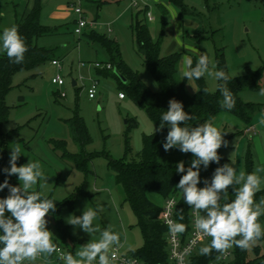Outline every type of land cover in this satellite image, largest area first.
Segmentation results:
<instances>
[{
  "label": "rangeland",
  "instance_id": "374dc122",
  "mask_svg": "<svg viewBox=\"0 0 264 264\" xmlns=\"http://www.w3.org/2000/svg\"><path fill=\"white\" fill-rule=\"evenodd\" d=\"M75 1L40 0L41 24L55 28L56 31L40 36L37 43L48 48L57 47L56 57L53 59L60 60L62 69L59 72L65 82L62 86L51 83V77L57 70L50 62L14 75L13 86L5 97L8 109L1 124V131L5 134L17 129L18 139L7 142L5 153L10 158L9 147L20 143L24 155H21L17 165L27 163L29 159L38 160L45 174L49 176V184L44 191L50 199L58 203L68 238H58L51 216H47L46 226L54 235L55 243L63 255L70 253L74 258H78L76 253L82 246L99 240V232L89 235L79 229L74 230L73 226L66 222L70 214L79 216L85 208H95L97 204L102 205L104 211L94 223L100 230L110 227L118 232L122 244V247L117 248L118 254L129 255L132 250L142 245L143 237L136 216L124 201L123 191L115 182L114 172L108 167V158L135 156L143 148L144 135L153 133L155 125L145 111L137 107L128 96L119 98L120 84L115 76L104 75L94 67L95 62H107L108 57L102 46L89 40L87 34L91 29H86L80 35L73 32L72 4ZM34 2L35 0H0V31L15 25V18L29 11ZM78 2L86 18L97 23L98 27L94 30L116 40L124 61L138 73L151 90L157 91L158 86L143 66L141 56L133 48L129 28L131 14L143 5L142 2L130 6V0H107L98 7L97 2L93 0ZM182 2L188 9L198 12L202 19L208 17L207 21L220 29L214 41L224 50L231 76L244 74L247 66L257 69L264 63V0ZM146 3L154 17V20L146 18L153 38H157L161 31L162 15L157 3L166 10L164 18L169 24L164 29L161 52L165 53L168 48L180 52L179 69L182 73L183 57L197 56L186 48V43L190 42L185 36L196 31L188 21L200 26L201 19L187 13L181 15L179 7L169 0H146ZM208 3L211 7L209 11ZM214 3L215 7L211 5ZM179 21L182 22L180 32ZM202 44L205 54L214 66L212 45L209 41H203ZM80 62L83 64L80 65ZM212 70L215 71L214 67ZM72 79L77 83L74 87L71 85ZM91 79L98 81L93 99H89L86 92ZM204 79L209 90L214 92L217 88L214 77L206 74ZM192 83L194 84V81ZM262 87L264 75L257 89H244L240 92L244 101L258 106L252 119L255 133L248 134L251 132L241 130V134L230 138L227 147L220 152V156L225 160L224 164L236 162L233 167L237 169V175L241 172L253 173L257 168L262 169L258 173L261 177V196L255 199L254 203L264 200V96L258 94ZM62 92L65 96L60 97ZM74 109L91 137V141L84 145L81 151L92 155L86 160L85 169L76 168L73 162L63 157L62 148L55 146L56 141H61L67 153L76 154L81 150L80 145L72 139L70 128L65 122ZM231 123L229 118L220 117L219 124L215 125L214 120L211 124L220 130L225 126L227 132L240 129ZM126 145L130 148V153L126 152ZM34 190H40L39 183ZM229 193H232V186H229ZM148 195L156 204L162 201L161 196L154 193ZM258 222L264 230V215L258 217ZM255 245L260 246L261 253L264 251V240H256L247 249L249 257L253 255L252 247ZM33 264H61V261L56 252L49 260L37 259ZM114 264H117L115 260Z\"/></svg>",
  "mask_w": 264,
  "mask_h": 264
},
{
  "label": "trees",
  "instance_id": "16d2710c",
  "mask_svg": "<svg viewBox=\"0 0 264 264\" xmlns=\"http://www.w3.org/2000/svg\"><path fill=\"white\" fill-rule=\"evenodd\" d=\"M103 1L107 0H93V2H97V7L100 6V3ZM169 1L179 7L181 15L187 13L199 16L200 18V14L184 6L182 0ZM142 4L143 5L138 7L135 13L131 14L129 28L133 48H135L136 52L141 56L143 66L158 86L157 91L151 90L140 79L138 73L124 61L119 43L116 40L96 32L94 30L96 28H89L91 30L87 35L90 41L98 43L105 49L108 57V61L102 63H108L110 65L109 68L105 66L96 68L101 70L100 72L104 75L112 74L115 76L120 84V93H122L124 97L128 96L137 107L144 110L148 118L155 125V131L153 133L144 135L143 148L139 153H136L135 156H131L130 158L124 157L122 159L108 158V167L114 172L115 182L120 185L123 191L124 201L128 203L136 216L137 225L143 237L142 245L132 250L129 255L146 264H173L168 259L166 227L160 221L159 213L164 199L173 196L176 199L174 217L177 222L185 225V232L183 235L185 236L188 234L191 209L190 206L184 203L182 194L176 189V185L183 173L178 174L175 171V167L177 163L183 161L187 168L193 157L191 153H182L178 149H171L168 151L163 149L162 142L167 135L168 129L165 127L162 131L159 130V118L161 114L168 109L169 100L176 99L183 103L186 112L190 115H195L196 119L190 121L193 126H197L198 123H211L219 112L230 113L249 126L252 124L253 115L258 106L254 103L244 101L240 96V92L244 89H257L259 87L260 79L264 75V63L257 69H251L247 66L245 67L244 74L231 76L228 71L224 50L221 46H217L214 41L215 35H217L220 30L205 29L195 32V41L198 42L202 39H208L211 42L214 69H223L230 77H233V80L229 82L228 86L235 98V107L231 111L221 109L219 101L222 99V96L218 91V87L214 92H211L207 87L204 77L194 81L196 89L200 91L189 93L186 90V79L182 80L179 69L181 53L173 51L165 55L161 52L164 29L169 24L164 18L166 10L161 4L157 3V7L162 15L161 31L157 38H153L146 21L149 6L148 4ZM39 12L40 0H35L29 11L15 18V25L25 39L28 48V51L25 53L24 61L19 64L13 63L4 53L0 52V183L8 179L9 183L14 186L19 183L17 177L15 175L8 177L2 171L3 168L10 166L8 164L9 158L5 153L6 144L11 140L18 139L17 129L8 131L5 134L1 131V124L5 120L8 109L5 97L13 86L12 81L16 73L33 70L46 62H50L56 57L57 51V47L48 48L40 46L37 43V39L40 36L51 34L56 31L55 28L41 24ZM85 30L86 29H84L83 32H85ZM191 57H193L194 62L197 60L195 55H191ZM118 74L125 79L124 82L120 79ZM205 88L207 89L206 93L203 92ZM65 122L70 128L72 139L80 145L81 150L76 154L67 153L61 141H56L55 146H60L62 148L63 157L73 162L76 168L85 169L86 160L91 158L92 155L81 151H83L84 145L91 141V137L75 109L72 111V115L65 119ZM235 134L236 133L224 134V139L228 141ZM224 147L225 146H222L217 150L219 155ZM126 152L130 153L128 145H126ZM105 156L108 157V154ZM224 161L225 160L221 157L219 165L211 163L207 170L201 167V183L198 187H203V180L205 178L210 180L214 170L218 166L223 165ZM19 163L20 159L17 161V164ZM149 193L161 196V204H156L152 201L148 197ZM7 195V188L0 191V198L6 197ZM260 196L261 193L257 192L253 199L255 200ZM231 198L234 199V196H231ZM181 215L183 216L182 220L180 219ZM47 216L52 217L58 238L60 240L67 239L68 233L66 226L61 220L58 203H56L55 211L46 215V218ZM210 240L211 239H207L198 245L196 250L189 256V264H211L212 261H215L216 264H264V251L261 253L259 245L252 247L253 255L251 257H249L250 255L247 250H241L237 247L228 249L231 254L225 260H220V254L215 251L207 256L200 255L198 251L199 248L207 245ZM258 240H264V236Z\"/></svg>",
  "mask_w": 264,
  "mask_h": 264
},
{
  "label": "clouds",
  "instance_id": "9594fccd",
  "mask_svg": "<svg viewBox=\"0 0 264 264\" xmlns=\"http://www.w3.org/2000/svg\"><path fill=\"white\" fill-rule=\"evenodd\" d=\"M28 51L25 39L16 25L0 31V52L16 64L22 63ZM182 80H199L206 74L211 75L218 82L217 87L222 99L219 101L221 109L231 111L235 107V98L229 82L233 80L223 69L213 71L212 61L207 54L201 53L194 62L193 57H183ZM190 84V83H189ZM196 91L199 89L194 88ZM206 93L207 89H203ZM260 96H264V87L259 89ZM169 106L160 120V129L167 127V135L162 142L165 151L178 149L182 153H191L193 159L189 166L183 161L176 164L175 171L183 173L176 189L182 194V200L192 210L195 220L194 228L202 236L211 237L210 242L199 248L202 256L210 255L213 251L223 254L228 249L237 247L247 250L256 240L264 236L258 217L264 215V200L254 203V196L261 191L262 169L255 172L237 175V169L225 163L218 166L211 179L201 183V167L207 170L211 163L220 164L221 156L218 149L227 147L224 133L209 122L198 123L193 126L190 121L196 119L184 110L183 103L170 99ZM9 167L2 171L6 176L15 175L18 185H12L8 179L0 183V191L8 189V195L0 198V264H33L37 259L49 260L57 252L54 235L46 227V215L56 209V202L45 193L49 184L40 162L29 159L27 163L18 166L17 161L24 155L20 143L11 147ZM39 183L40 190H34ZM232 186V193H229ZM234 196V199L231 198ZM104 211L102 205L95 208H85L81 215L70 214L67 223L74 230L89 235L99 232V240L88 242L76 253H67L59 257L61 264H114L113 250L122 247L120 234L110 227L103 230L94 222ZM7 213V215H6ZM183 219V216H180ZM169 231L173 234L185 232V225L179 222H168ZM190 248L185 249V254ZM122 264H136L134 259H128Z\"/></svg>",
  "mask_w": 264,
  "mask_h": 264
},
{
  "label": "built area",
  "instance_id": "2783aa9c",
  "mask_svg": "<svg viewBox=\"0 0 264 264\" xmlns=\"http://www.w3.org/2000/svg\"><path fill=\"white\" fill-rule=\"evenodd\" d=\"M142 2L144 4L146 3V0H131L130 4L138 5V3ZM72 12L74 15V28L73 32L77 35H80L84 29L89 28H97V23L94 21H89L85 14L83 9L80 6V3L78 0H76L72 4ZM147 17L149 20H153V16L151 15L150 11L147 12ZM109 30V29H108ZM51 65H53L57 72L52 75L51 77V83L55 86H62L65 82L63 76L60 74V70L62 69L61 62L59 59H52L50 61ZM83 63L80 62V65ZM94 67H106L109 68L110 65L108 63H102V62H95ZM75 84L76 81H75ZM98 81L96 79H91L90 84L86 87L87 97L89 99H93L96 95V89H97ZM60 96H65V93H60ZM119 98H123L124 95L119 92L118 94ZM247 132L253 131L252 127H248L246 129ZM254 132V131H253ZM175 205H176V199L173 196L167 197L164 199L162 203V207L159 213V219L162 222L163 225L166 227V244H167V250H168V259L173 264H189L188 259L189 256L196 250L198 245L202 243L203 241L207 239H211V237L202 236L200 233L196 231L194 228V214L191 210V217L189 222V231L187 235L182 234H173L169 231L168 222L173 221L177 222V220L174 217V211H175ZM190 248V253L185 254V249ZM58 256H63V253L57 248ZM113 254L115 256V261L117 264H122V262H126L128 259H134L136 261V264H146L143 261L132 257L130 255H119L117 248L113 250ZM231 252L227 250L225 253L219 255L220 260H225L230 256ZM211 264H216L215 261H212Z\"/></svg>",
  "mask_w": 264,
  "mask_h": 264
},
{
  "label": "crops",
  "instance_id": "0c3cea01",
  "mask_svg": "<svg viewBox=\"0 0 264 264\" xmlns=\"http://www.w3.org/2000/svg\"><path fill=\"white\" fill-rule=\"evenodd\" d=\"M130 2H131V0H130ZM18 4H19V2H18ZM212 6H214L215 7V3L214 4H211ZM130 6H132L131 4H130ZM207 8H208V11L211 9V7H210V4L208 3L207 4ZM198 18H199V16H197ZM200 18H201V23H200V26H198L197 25V23H195V22H193V21H188V23L191 25V26H193V28L196 30V31H201V30H212V29H218V30H220L218 27H214L213 25H211L210 23H209V21H207L208 20V17H204L203 19H202V17L200 16ZM153 20H154V17H153ZM108 25V24H107ZM181 25H182V22L181 21H179V26H178V31L180 32V30H181ZM98 27V26H97ZM109 28H107V30H108ZM110 30V29H109ZM195 31V32H196ZM195 32H194V34H195ZM220 32V31H219ZM194 34H188V35H186L185 37L187 38L186 40H188L190 43H186V48L189 50V51H191L192 53H195L197 56V58H199V55L201 54V53H204L205 54V52H204V49H203V47H202V42L203 41H209L208 39H202L201 41H195L194 40ZM216 36V35H215ZM215 38V37H214ZM210 42V41H209ZM210 44H211V42H210ZM212 45V44H211ZM171 52H173L172 50H171V48H168L166 51H165V53H163V54H169V53H171ZM180 65H181V58H180V61H179V68H180ZM53 66V65H52ZM54 67V66H53ZM183 67V66H182ZM73 80V79H72ZM75 81V80H74ZM190 84H188V82L186 81V90L189 92V93H194L196 90L194 89V88H196V84H195V82H194V84L192 83V81H190L189 82ZM72 85V84H71ZM73 87L74 86H76V84H74V85H72ZM125 97H123V98H120V99H124ZM220 117H223V118H229L231 121H232V123L231 124H233V125H235L236 127H238V128H240V129H238V130H236V132H227L226 131V129H225V126H223L222 127V129H221V131L222 132H225L224 134H226V133H228V134H232V133H236V134H241V130L243 131V129H247L248 127H252V129H253V125L252 124H250L249 126H247L243 121H241L239 118H237V117H235L234 115H232V114H230V113H227V112H219L217 115H216V117L213 119L214 121H215V125L218 123L219 124V118ZM212 123V122H211ZM254 131V132H253ZM253 131H250L251 133H248V134H253V133H255V130L253 129ZM235 134V135H236ZM244 134V133H243ZM246 134V133H245ZM234 135V136H235ZM232 138V137H231ZM156 195V194H155ZM148 197H149V195H148ZM150 198V197H149ZM151 199V198H150ZM152 200V199H151ZM162 202V201H161ZM161 202H159L160 204H161ZM158 203V204H159Z\"/></svg>",
  "mask_w": 264,
  "mask_h": 264
},
{
  "label": "water",
  "instance_id": "95a60500",
  "mask_svg": "<svg viewBox=\"0 0 264 264\" xmlns=\"http://www.w3.org/2000/svg\"><path fill=\"white\" fill-rule=\"evenodd\" d=\"M115 71V70H114ZM115 73H116V71H115ZM119 75V74H118ZM119 77H120V79L124 82L125 81V79L121 76V75H119ZM71 84L72 85H74L75 84V81L74 80H71Z\"/></svg>",
  "mask_w": 264,
  "mask_h": 264
}]
</instances>
